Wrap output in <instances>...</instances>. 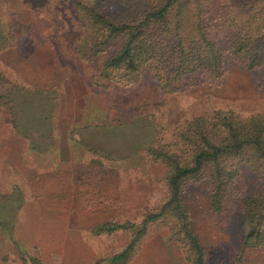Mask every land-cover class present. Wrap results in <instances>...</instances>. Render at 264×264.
I'll use <instances>...</instances> for the list:
<instances>
[{
	"label": "rangeland",
	"instance_id": "obj_1",
	"mask_svg": "<svg viewBox=\"0 0 264 264\" xmlns=\"http://www.w3.org/2000/svg\"><path fill=\"white\" fill-rule=\"evenodd\" d=\"M120 8L103 3L99 12ZM89 36L63 0H0V219L13 224L0 229V264H113L165 201L166 169L149 163L146 149L218 109L264 114V70L246 71L230 56L219 86L198 75L186 92L163 95L149 67L133 85L95 83L107 54L75 50ZM263 190L240 165L233 197L214 215L203 184L188 186L183 205L206 264H264L263 250H241L238 204ZM112 225L127 229L101 231ZM168 227L148 224L124 264H189Z\"/></svg>",
	"mask_w": 264,
	"mask_h": 264
},
{
	"label": "trees",
	"instance_id": "obj_2",
	"mask_svg": "<svg viewBox=\"0 0 264 264\" xmlns=\"http://www.w3.org/2000/svg\"><path fill=\"white\" fill-rule=\"evenodd\" d=\"M63 1L90 32L78 41L77 54L84 58L107 54L95 83L104 79L133 85L149 67L158 91L172 95L198 85L194 79L198 75L205 78L202 82L219 86L227 56L246 71L264 70V0H90V5L82 0ZM103 3L121 8L103 15L99 12ZM145 155L149 163L166 169L165 201L144 216L140 230L112 263L128 261L147 225L164 222L184 248L187 262L206 264L183 195L189 185L203 184L210 211L217 215L233 197L240 165L264 180V114L242 117L218 109L212 115L194 117L178 127L172 141L149 147ZM238 201L244 214L241 250L264 251V190ZM20 205L11 210L12 217ZM10 223L0 219V229H10ZM120 228L127 226H104L101 231ZM31 264L40 262L31 259Z\"/></svg>",
	"mask_w": 264,
	"mask_h": 264
}]
</instances>
